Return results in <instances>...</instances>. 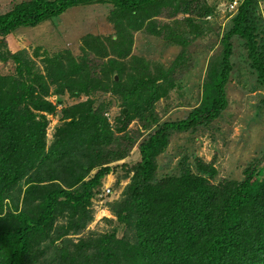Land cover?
I'll list each match as a JSON object with an SVG mask.
<instances>
[{
    "label": "trees",
    "instance_id": "trees-1",
    "mask_svg": "<svg viewBox=\"0 0 264 264\" xmlns=\"http://www.w3.org/2000/svg\"><path fill=\"white\" fill-rule=\"evenodd\" d=\"M198 1L28 0L0 15L3 38L77 7L107 4L115 31L104 38L87 36L81 58L58 63L49 81L0 40V60L18 63L17 75L0 74V264H264V153L240 181L214 183L215 166L197 159L198 173L182 168L180 174L157 177V157L173 133L210 125L226 110L233 39L244 42L264 86V53L256 33L260 25L252 15L256 0L242 2L223 36L222 55L208 67L201 104L181 120L162 123L139 142V159L124 176L129 183L109 205L117 226L107 235L72 238L93 218V199L112 193L104 180L137 140L128 130L130 124L137 120L144 129L156 124L154 105L176 70L156 68L154 76L140 58L135 71L127 70L132 31L146 29L180 44L183 56L189 40L198 35L194 20L213 12ZM169 20H175L172 26ZM88 51L98 58L113 54L118 59L103 63L100 77ZM114 73L119 81L112 78ZM51 86L57 96L72 98L112 91L122 95L127 113L122 111L112 128L92 98L79 102L65 110L66 120L48 145L47 115L56 110L47 100Z\"/></svg>",
    "mask_w": 264,
    "mask_h": 264
},
{
    "label": "rangeland",
    "instance_id": "rangeland-1",
    "mask_svg": "<svg viewBox=\"0 0 264 264\" xmlns=\"http://www.w3.org/2000/svg\"><path fill=\"white\" fill-rule=\"evenodd\" d=\"M25 1L28 0H0V15ZM243 1L199 0L201 8L207 5L213 12L194 20L193 24H199L198 35L189 40L183 56L184 47L180 44L170 42L164 37L150 35L146 29L132 31L133 40L129 55L132 59L126 61L127 70L135 71L138 65L135 64L136 58L146 60L149 73L154 76L156 68L164 71L176 70L174 73L172 71V83L168 84L166 92L162 93L163 98L154 105L153 115L156 124L149 129H144L137 120L130 124L128 130L131 136L137 139L135 140L137 143L134 141V146L125 159L112 164L118 167L104 180L112 193L107 197H102L101 194L93 199L89 209L93 218L79 236L72 237L74 240L80 237L107 235L117 226L109 205L120 199L125 186L129 183V179L124 176L139 159V142L162 123L181 120L201 104L203 82L208 67L217 64L221 57L223 51L221 40L231 30ZM110 11L111 6L107 4L77 7L36 27L18 29L7 37H0V40L12 54H23L35 72L44 75V79L49 81L48 75L59 68V65H66L72 59L81 58L84 48L86 49L84 40L87 36L104 38L115 33L114 26L109 22ZM252 15L260 25L256 33L259 35L258 46L264 53V0H256ZM179 19H183V16L180 15ZM174 21L169 20L168 23L172 26ZM233 45L231 58L233 70L226 85L228 100L226 110L210 125L184 133H173L167 148L157 157L158 178L180 174L182 168L198 173L195 166L197 159L215 166L217 175L214 183L226 179L240 181L244 178L245 169L261 159L264 153V86L251 66L244 42L235 38ZM86 55L100 77L103 76L100 73L102 64L118 59L113 54L107 58H98L90 51L86 52ZM17 68L18 63L13 59L6 62L0 60L2 75H17ZM22 73L23 77L28 76L25 69ZM113 76L115 78L116 73L112 74V78ZM53 91L54 86H51V94L47 100L55 105L56 110L54 114L47 115L48 145L54 141L56 128L66 120L65 110L79 102L92 98L95 102L94 107L101 109L112 128L116 126L122 111L127 113L122 95L119 96L112 91H97L78 98H72L70 94L60 97ZM124 164L125 168H121ZM122 233L121 229L118 237H121Z\"/></svg>",
    "mask_w": 264,
    "mask_h": 264
},
{
    "label": "water",
    "instance_id": "water-1",
    "mask_svg": "<svg viewBox=\"0 0 264 264\" xmlns=\"http://www.w3.org/2000/svg\"><path fill=\"white\" fill-rule=\"evenodd\" d=\"M115 80H118V77L117 76L115 77ZM124 113H125V111H124Z\"/></svg>",
    "mask_w": 264,
    "mask_h": 264
}]
</instances>
